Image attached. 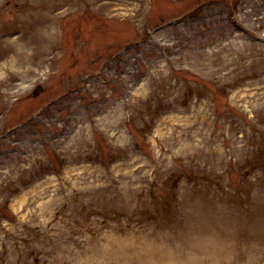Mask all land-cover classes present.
<instances>
[{"label":"rangeland","instance_id":"obj_1","mask_svg":"<svg viewBox=\"0 0 264 264\" xmlns=\"http://www.w3.org/2000/svg\"><path fill=\"white\" fill-rule=\"evenodd\" d=\"M0 264H264V0H0Z\"/></svg>","mask_w":264,"mask_h":264},{"label":"water","instance_id":"obj_2","mask_svg":"<svg viewBox=\"0 0 264 264\" xmlns=\"http://www.w3.org/2000/svg\"><path fill=\"white\" fill-rule=\"evenodd\" d=\"M38 89H39V87H37V88L35 89V92H37Z\"/></svg>","mask_w":264,"mask_h":264}]
</instances>
